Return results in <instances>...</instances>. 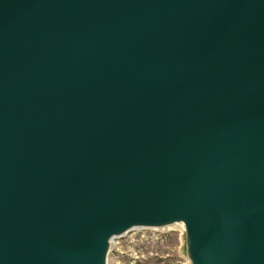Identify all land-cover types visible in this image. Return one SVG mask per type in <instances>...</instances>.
<instances>
[{
    "label": "water",
    "instance_id": "95a60500",
    "mask_svg": "<svg viewBox=\"0 0 264 264\" xmlns=\"http://www.w3.org/2000/svg\"><path fill=\"white\" fill-rule=\"evenodd\" d=\"M179 224L264 264V0H0V264Z\"/></svg>",
    "mask_w": 264,
    "mask_h": 264
},
{
    "label": "rangeland",
    "instance_id": "374dc122",
    "mask_svg": "<svg viewBox=\"0 0 264 264\" xmlns=\"http://www.w3.org/2000/svg\"><path fill=\"white\" fill-rule=\"evenodd\" d=\"M108 264H191L184 230L179 225L134 229L112 241Z\"/></svg>",
    "mask_w": 264,
    "mask_h": 264
},
{
    "label": "bare ground",
    "instance_id": "6f19581e",
    "mask_svg": "<svg viewBox=\"0 0 264 264\" xmlns=\"http://www.w3.org/2000/svg\"><path fill=\"white\" fill-rule=\"evenodd\" d=\"M179 226H181L182 228H183V225L182 224H179ZM180 231H181V229H180ZM182 232V231H181ZM114 240V239H113Z\"/></svg>",
    "mask_w": 264,
    "mask_h": 264
},
{
    "label": "built area",
    "instance_id": "2783aa9c",
    "mask_svg": "<svg viewBox=\"0 0 264 264\" xmlns=\"http://www.w3.org/2000/svg\"><path fill=\"white\" fill-rule=\"evenodd\" d=\"M183 230H184V226H183Z\"/></svg>",
    "mask_w": 264,
    "mask_h": 264
}]
</instances>
